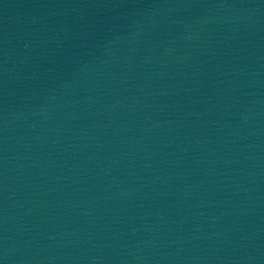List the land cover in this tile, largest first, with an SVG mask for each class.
Masks as SVG:
<instances>
[{"label":"water","instance_id":"95a60500","mask_svg":"<svg viewBox=\"0 0 264 264\" xmlns=\"http://www.w3.org/2000/svg\"><path fill=\"white\" fill-rule=\"evenodd\" d=\"M0 264H264V0H0Z\"/></svg>","mask_w":264,"mask_h":264}]
</instances>
